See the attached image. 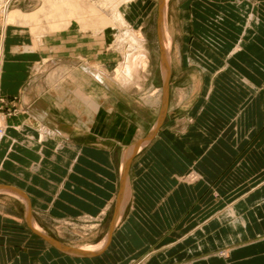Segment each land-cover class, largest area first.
Segmentation results:
<instances>
[{"label":"rangeland","instance_id":"rangeland-1","mask_svg":"<svg viewBox=\"0 0 264 264\" xmlns=\"http://www.w3.org/2000/svg\"><path fill=\"white\" fill-rule=\"evenodd\" d=\"M259 1L262 0H169L165 31L172 37L173 47H170L169 35L165 33V44L171 57L167 115L150 144L133 160L130 189L119 227L130 221L134 208L140 209V214H152L157 204L162 203V200L155 199L157 195L172 192L179 186L192 187L200 180L194 169L196 102L205 96L217 56L221 62L224 61L225 51L218 50L216 43L218 38L224 37L223 32L228 26L225 23L227 16L234 14V10H238L240 16H249ZM7 3L8 13L13 9L33 13L43 8L41 0H8ZM157 4L158 0H131L121 6L133 32L136 36H143L146 64H142L144 55H140L135 43L125 40L118 45L120 28L107 24L95 31L92 27L85 30L75 20L57 23L52 16L54 11L47 9H44V15L38 13L33 16L35 26L23 27L15 21H7L3 15L4 7L0 5V46L3 48L0 69L8 27L27 29V36H31L34 43L40 36L37 32L41 26L44 29L40 32L45 34L66 28L71 32L66 41L69 54L56 58L49 50L43 52L41 58L32 61L22 90L27 95L42 93L53 100L52 111L60 118L58 129L67 133L71 140L64 143L78 144L74 152L64 153L70 159L74 158V172H71L69 181L76 190H72L69 196V206L49 207L50 193L42 191L47 192L48 201L43 207L34 209L33 214L40 230L65 245L92 248L101 240L99 245L103 243L113 211L116 194L113 183L116 187L122 151L143 137L160 113L162 76ZM242 6L246 7V13H243ZM57 11L61 12L60 9ZM94 14L100 16L98 11ZM43 16L46 26L42 23ZM82 35L86 36L83 42ZM82 43L89 48V56L77 55ZM127 65L134 66L131 77L129 82L121 83L116 71L124 70ZM29 111L30 106L20 104L18 96L0 95V135L8 127V119L22 113L29 114ZM96 130L99 137L95 136ZM83 131L89 133L85 135ZM60 138L65 139V135L62 134ZM185 167L186 171L183 170ZM247 170L250 172L251 169ZM229 179L232 177L229 176ZM246 186L249 184L220 182L207 190L218 199L220 213L227 206V196L238 193L233 190ZM31 187L34 188V185ZM98 196L106 197L103 200ZM24 214V206L19 199L0 195V224H13L15 221L8 216L23 218ZM227 219L221 221L219 226L225 225ZM177 229L157 233V240L150 243V252L161 254L175 251L165 246L179 237L181 231ZM221 232L220 246L212 253L226 259L233 244L226 246ZM139 234L144 236L147 232ZM253 239H262V233L254 235Z\"/></svg>","mask_w":264,"mask_h":264},{"label":"crops","instance_id":"crops-1","mask_svg":"<svg viewBox=\"0 0 264 264\" xmlns=\"http://www.w3.org/2000/svg\"><path fill=\"white\" fill-rule=\"evenodd\" d=\"M242 7L246 13V7ZM253 9L249 16H240L238 10L227 16L224 37L220 36L216 43L218 50L225 51L224 61L217 56L205 96L196 102L194 169L200 180L192 187L179 186L172 192L157 195L155 199L162 203L157 204L152 214H140V209L134 208L130 221L119 227L130 189L129 170L122 210L109 240L98 253L88 256L62 252L33 229L40 230L33 215L37 207H43L48 200L49 207L69 206V196L76 190L69 181L74 172V158L70 159L64 153L74 152L78 144L64 143L71 140L67 133L58 129L60 118L52 111L53 100L42 93L27 95L22 91L32 61L41 58L43 52L49 50L56 58L69 54L66 41L71 32L67 28L47 34L40 32L42 35L34 43L23 27L35 26V19L29 26L7 28L0 69V95L18 96L20 104L30 106V113L8 119V127L0 137V186L12 187L21 193L0 189V195L14 196L23 203L25 210L23 218L8 216L15 221L13 224H0V264H264V0ZM44 17L43 26L46 24ZM166 33L172 48V37ZM85 37L82 35V42ZM82 44L77 55L89 56V48ZM169 59L171 61L170 54ZM88 133L83 131L85 135ZM94 133L99 137L97 130ZM41 134L45 139H41ZM62 134L65 139L60 138ZM146 134L122 151L116 187L113 183L116 192L113 208L126 152ZM152 139L135 154L130 169L133 160ZM232 168L234 170L230 171ZM247 169H251L250 172ZM220 182L248 183L249 186L233 190L238 193L227 196V206L219 213V201L207 189ZM42 191L50 193L48 200L47 192ZM98 198L104 200L102 196ZM226 218H229L225 220L227 223L220 227V222ZM176 227L181 234L165 246L175 251L150 252V243L157 240V233ZM143 231L147 235L139 234ZM220 232L226 246L233 244L226 259L212 253L220 246ZM261 233L262 239H253ZM106 236L101 245L102 240L92 248L71 247L98 249L106 242Z\"/></svg>","mask_w":264,"mask_h":264},{"label":"bare ground","instance_id":"bare-ground-1","mask_svg":"<svg viewBox=\"0 0 264 264\" xmlns=\"http://www.w3.org/2000/svg\"><path fill=\"white\" fill-rule=\"evenodd\" d=\"M7 1L8 0H0V5H3L4 7L3 15L5 16V19L7 21H15L20 25L29 26L31 25V23H33L34 21L33 16L35 14L37 15L38 13H43L44 15L45 14L44 9H47V11L49 12L54 11V14L52 16L54 17L53 19L57 23L62 24V22H71L72 20H75L77 22H80L79 24H81V26L85 30L92 27V29L96 31L101 26L110 24L112 27L114 28L117 27L120 28L119 30H121L120 34L117 36L118 45L122 44L125 40H128L130 41V43L136 44L135 47L139 48L141 56L144 55L145 48L143 46V41H142L143 36H141L140 34L136 36L132 28L129 26V23L126 20L124 13L121 11V6L124 3L130 2L131 0H41L43 3L42 11L33 12V13L25 12L20 9H13V11L8 13L7 11L10 10L7 9V4H8ZM56 9H60L61 12L58 11L56 12ZM97 11L100 13L99 14L100 16H98V14L96 15L94 14V12ZM44 26H46V24H44ZM38 30L39 31L37 32V34L40 33V29ZM2 54H3V48L2 46H0V62H1ZM143 58L144 59L142 60L143 62L142 64H146L147 56L144 55ZM133 67L134 66L130 67L129 65H127L125 68L123 67L124 70L120 71L118 69L116 71L117 78L119 79V81L122 80L121 83L130 80L129 78L131 77V72ZM41 128L42 130L43 128L45 130V127H41ZM41 139H45L44 134H41Z\"/></svg>","mask_w":264,"mask_h":264},{"label":"water","instance_id":"water-1","mask_svg":"<svg viewBox=\"0 0 264 264\" xmlns=\"http://www.w3.org/2000/svg\"><path fill=\"white\" fill-rule=\"evenodd\" d=\"M167 1L168 0H158V4H157L156 24H157L158 43H159V55H160V73L162 76V103H161L160 113L157 117V120L155 121L153 126L150 128L146 136L143 139L136 142L135 144H133L126 152V156H125L122 169L120 172L119 191H118L116 201L114 204L112 217H111V221H110L107 236H106V242L104 243L102 247L98 249L74 248V247L63 244L57 239L51 237L48 234H45L44 232L36 228H33L34 231L38 233L43 239L48 241L52 246L56 247L58 250L62 252L72 254V255H86V256L94 255L98 253L107 244L110 234L112 233L114 226L116 224V221L122 210L123 200L126 194L127 184L129 181V170H130L131 161L133 157L135 156V154L153 138V136L156 134L157 130L162 125L165 119V116L167 113L168 99H169V77H170L169 51L165 44V15H166ZM0 189H9V190H12V191H15L21 194L18 190L12 187L0 186ZM27 215L30 221L31 216H30L28 207H27Z\"/></svg>","mask_w":264,"mask_h":264}]
</instances>
